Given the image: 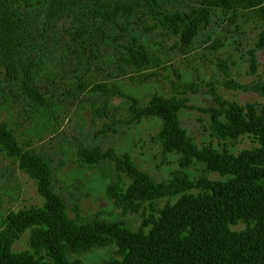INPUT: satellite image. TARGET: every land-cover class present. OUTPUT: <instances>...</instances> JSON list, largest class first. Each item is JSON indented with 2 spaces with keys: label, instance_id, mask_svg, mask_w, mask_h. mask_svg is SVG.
<instances>
[{
  "label": "rangeland",
  "instance_id": "obj_1",
  "mask_svg": "<svg viewBox=\"0 0 264 264\" xmlns=\"http://www.w3.org/2000/svg\"><path fill=\"white\" fill-rule=\"evenodd\" d=\"M167 1L170 11L180 10L186 15L207 6L203 0H164ZM242 7L210 8L207 21H202L192 36L185 34L183 24L161 14H134L120 20L99 48H88L92 55L85 54L79 60L74 50L66 52L71 59L68 57V64L77 66V71L57 79L55 95L63 98L80 85L88 87L79 99H57L65 101V105L58 114L54 133L27 137L31 132L27 99H11L4 104L0 100V124L8 127L18 148L29 144L28 149L48 165L54 187L65 199L72 218L77 214L82 218L98 216L121 229L147 232L162 211L183 197L203 195L212 183L233 178L212 169L211 150L218 154L212 156L217 166L223 158L238 157L258 148L259 142L252 134L235 138L225 135V116L231 106L252 104L259 113L264 112V93L260 91L264 83V48L256 47L261 20L255 9ZM70 23L68 18L59 22L56 32L65 33ZM64 37L74 47L70 37ZM133 39L148 51L149 63L142 71L128 64L127 49L135 47ZM80 50L82 47L77 51ZM101 83L104 97L102 92L93 91H98L96 87ZM160 97L182 105L176 116L182 136H169L160 117H138L139 110ZM81 145H96L103 151L113 149L119 156H129L136 171L148 176L155 186L171 188L166 190L169 193L132 202L122 199L131 178L121 170L119 191L115 193L120 199L118 205L107 195L109 182L115 176L114 164L101 165L104 176L98 167L78 160ZM1 147L0 248L3 250L9 235L15 234L8 255L28 253L36 259H46L44 252L32 247L33 232L40 228L37 217L45 210L46 198L38 182ZM227 228L240 234L245 232L246 224L228 223ZM120 253L113 242L73 254L70 260L75 264H104L122 259L124 255Z\"/></svg>",
  "mask_w": 264,
  "mask_h": 264
},
{
  "label": "trees",
  "instance_id": "obj_2",
  "mask_svg": "<svg viewBox=\"0 0 264 264\" xmlns=\"http://www.w3.org/2000/svg\"><path fill=\"white\" fill-rule=\"evenodd\" d=\"M203 2L207 6L186 15L179 9L170 11V1L164 0H0V100L4 104L11 99H27L26 115L31 129L25 134L27 137L40 138L54 133L58 114L65 105V101L57 99H79L88 87L80 85L63 98L55 95L57 79L63 74L70 77L77 71V66L68 64V57L71 59L66 52L74 50L79 60L85 54L92 55L93 51H87L88 48H99L120 20L138 13L161 14L172 22H180L185 26V34L192 36L197 26L207 21L212 7L255 9V15L261 20L256 47L264 48V5H261L264 0ZM66 18L71 20L70 26L64 29L65 33H57V24ZM77 31L80 32L71 35ZM65 35L70 37L74 47ZM132 41L135 47L127 49L128 64L142 71L149 63L148 51L136 39ZM80 47L82 51H77ZM102 84L97 85L98 91H93L102 92L104 97ZM260 91L264 93V83ZM127 101L137 103L135 99ZM181 107L178 102L160 97L139 110L138 117H160L169 136L174 133L182 136L184 132L178 127L176 117ZM225 119L226 136L252 134L259 142L258 148L238 157L223 158L217 166L212 156L215 158L218 154L211 150L212 169L233 178L224 183H212L203 195L183 197L176 205L162 211L159 220L152 221L150 230L137 233L104 222L98 216L84 219L77 214L72 218L65 199L54 187L48 165L28 149L29 144L18 148L8 127L0 124L1 148L9 158L17 159L23 172L38 182L39 191L46 198L45 210L37 217L40 228L32 235V247L44 252L46 259H36L28 253L8 255L11 242L16 239L15 234L9 233L4 249L0 248V264H75L70 260L73 254L113 242L124 256L104 264H264V112L259 113L252 104L234 105L226 112ZM99 148L81 145L77 150L78 160L98 167L104 176L101 165L114 164L115 176L109 182L107 195L118 205L120 199L115 193L119 191L121 170L131 178L122 199L132 202L169 193L166 190L171 188L155 186L148 176L136 171L129 156ZM237 222L246 224L245 232L229 231L227 224ZM13 224L15 226V220Z\"/></svg>",
  "mask_w": 264,
  "mask_h": 264
}]
</instances>
